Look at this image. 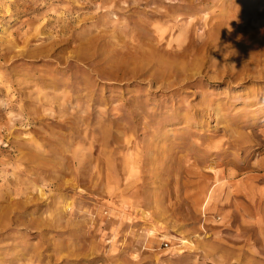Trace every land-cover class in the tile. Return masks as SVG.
Returning <instances> with one entry per match:
<instances>
[{
  "label": "rangeland",
  "instance_id": "374dc122",
  "mask_svg": "<svg viewBox=\"0 0 264 264\" xmlns=\"http://www.w3.org/2000/svg\"><path fill=\"white\" fill-rule=\"evenodd\" d=\"M0 264H264V0H0Z\"/></svg>",
  "mask_w": 264,
  "mask_h": 264
},
{
  "label": "bare ground",
  "instance_id": "6f19581e",
  "mask_svg": "<svg viewBox=\"0 0 264 264\" xmlns=\"http://www.w3.org/2000/svg\"><path fill=\"white\" fill-rule=\"evenodd\" d=\"M209 199V198H208ZM208 201V200H207ZM207 201L205 202V206H206V204H207Z\"/></svg>",
  "mask_w": 264,
  "mask_h": 264
}]
</instances>
